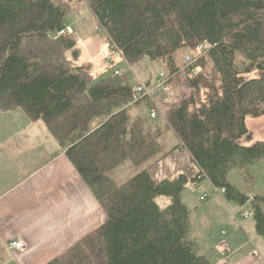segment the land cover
<instances>
[{
    "label": "trees",
    "instance_id": "obj_1",
    "mask_svg": "<svg viewBox=\"0 0 264 264\" xmlns=\"http://www.w3.org/2000/svg\"><path fill=\"white\" fill-rule=\"evenodd\" d=\"M89 5L131 66L144 58L167 62L173 77L179 49H186L185 58L200 56L184 64L191 93L164 103L166 126L189 152L195 175L159 181L146 167L116 182L117 167L126 161L143 167L162 151L160 130L130 112L142 103L135 102L133 85L112 65L95 76L78 64L77 38L59 34L66 0H0V110L21 109L31 121H43L108 216L49 264H215L189 238L190 210L181 199L189 180L225 188L228 201L250 202L264 239V184L252 187L256 179L264 183V140L248 143L246 122L264 115V0ZM159 196L170 202L161 207Z\"/></svg>",
    "mask_w": 264,
    "mask_h": 264
},
{
    "label": "crops",
    "instance_id": "obj_2",
    "mask_svg": "<svg viewBox=\"0 0 264 264\" xmlns=\"http://www.w3.org/2000/svg\"><path fill=\"white\" fill-rule=\"evenodd\" d=\"M79 60L78 64L83 65ZM184 64L185 60L181 67L177 66L172 87L176 76H181L182 73L186 76ZM87 65L92 67L94 63L89 62L85 64ZM107 67L108 65L99 64L91 72L97 76L106 72ZM117 68L121 67L117 65L113 69ZM174 97L173 87L171 93L159 104L166 100L172 101ZM140 104L132 105L130 112ZM161 107L163 105L159 108ZM159 111L163 114L161 109ZM133 116H137V113ZM164 116L166 119L167 110L164 111ZM162 135L159 143L164 148ZM174 151L182 161L185 160L192 166L189 152L179 147L178 140L171 149H162L161 157H155L143 167H135V174L146 167L152 172L156 164L170 157ZM175 156L176 154L173 156L174 160L177 159ZM122 165H126L122 172L125 169L134 171L129 162ZM194 172L193 169L192 174ZM120 173L119 171L116 175L118 178H121L118 175ZM180 173L182 171L176 175ZM107 219V213L97 196L45 123L41 120L31 121L21 109L0 110V264H49L98 230ZM18 239L26 242L27 249L23 254L9 249L8 242ZM227 239L233 250L227 264H262L256 257L255 249L251 248L249 236L243 228L241 231L233 230ZM213 251L214 256L216 252L218 256V251ZM209 259L216 264L218 257Z\"/></svg>",
    "mask_w": 264,
    "mask_h": 264
},
{
    "label": "rangeland",
    "instance_id": "obj_3",
    "mask_svg": "<svg viewBox=\"0 0 264 264\" xmlns=\"http://www.w3.org/2000/svg\"><path fill=\"white\" fill-rule=\"evenodd\" d=\"M66 1L67 12L63 22L68 33L73 34L77 38V48L80 50L78 60L80 59L79 62L81 61L83 65L93 62L94 66L91 67L90 65H87L90 66L91 70H95L99 64L106 66L112 65L113 68L118 65L124 69L126 72V80L132 85H135L139 81L143 83H152L160 72L169 74L170 66L167 62L152 61L148 58H144L135 65H129L120 53L112 46L105 31L99 28L98 21L92 13L89 5L90 0ZM185 55V48L179 49L174 54L177 66L181 67L183 65ZM111 58H113V60H111ZM199 59L200 56L198 55L195 58V61ZM185 67L186 66H184V68ZM187 68L188 67L184 70ZM173 81L175 97L172 101L179 103L185 96H188L192 90L190 89L188 78L184 73H182L181 76H176ZM167 101L169 102V100H166L162 102V104H158L159 107L161 105L164 107V103ZM163 107L160 108L163 111V114L159 111L156 119L150 117L149 102H144L140 104V106H134L131 113L133 115L137 113V116L143 117L153 132L159 129L161 130V135L163 133L161 141L164 146L162 149L163 151H167L178 143V138L174 134V131L166 126V119L164 116L166 108L164 107V109ZM246 122L251 136V140L248 143H252L256 140H264V115L258 117L248 116ZM175 154L177 159L174 160L173 156L166 157L153 167L152 174L156 179L160 181V179H163L164 177H174L179 171H182V173H185L189 177L195 175V172L192 174L193 167L185 160L182 161L177 152ZM161 156L160 153L155 159ZM127 162L132 165L131 161H126L124 164H127ZM125 166L126 165L119 166L118 169L111 174V177L116 182L124 183L129 180L130 176H133L136 173V169L133 165L134 171L131 170L129 172L128 169H125V172H122ZM119 171L121 173L118 175H120L121 178L116 176ZM257 182L256 179L255 185L252 186L255 187L256 190L261 188L264 184ZM201 196H207V198L202 200L200 198ZM224 198L225 197L222 196V193L217 191L208 181L202 180L195 183L189 180L187 186L181 192V199L190 210L191 227L189 238L196 242L198 252L201 255L215 259V257L220 256L219 253L227 250V259H229L233 250L227 238L233 230L241 231L243 228L249 236L252 244L251 248L253 250L255 249L254 252H256V257L261 260L262 264H264V239L256 231L251 203L249 202L245 205H241L234 201L225 200ZM156 201L161 207H164L170 202V198L167 196H159L156 198ZM246 211L251 214L248 218L243 216V213ZM254 240L255 242H253ZM213 250L218 251V256H216L217 252L214 256Z\"/></svg>",
    "mask_w": 264,
    "mask_h": 264
},
{
    "label": "built area",
    "instance_id": "obj_4",
    "mask_svg": "<svg viewBox=\"0 0 264 264\" xmlns=\"http://www.w3.org/2000/svg\"><path fill=\"white\" fill-rule=\"evenodd\" d=\"M68 31L66 30V27H64L62 30H59V34H67ZM115 49L116 47L112 45ZM203 50H206V47L203 48ZM118 51V50H117ZM120 53V52H119ZM121 55V54H120ZM194 59L192 56L188 55L185 58L186 65H190L193 63ZM115 75L118 77H124L125 71L122 68H117L114 71ZM193 73H197V69L193 71ZM172 76L170 74H166L164 72H160L159 75L155 78V80L150 83V85L147 86L146 83H143L141 81L137 82L135 85H133V92H134V98L135 102L142 101V102H149L150 103V117L152 119H156L158 116V112L160 110L159 108V102L160 100L164 99L165 96L171 93L173 87H172ZM147 104V103H146ZM175 154H171V156H174ZM165 179V178H163ZM160 179V180H163ZM158 180V179H157ZM216 188V187H215ZM217 191H220L222 194L225 192V188H216ZM207 198V196H202V199ZM243 216L245 218H248L251 216V214L246 211L243 213ZM8 246L10 250L16 251L18 253H25L27 249V245L25 240L18 239V240H11L8 242ZM227 250H224L222 253H219L220 256L218 257L216 264H227Z\"/></svg>",
    "mask_w": 264,
    "mask_h": 264
}]
</instances>
